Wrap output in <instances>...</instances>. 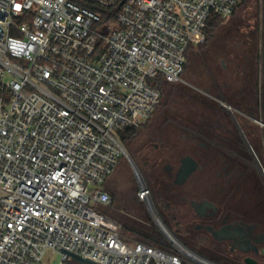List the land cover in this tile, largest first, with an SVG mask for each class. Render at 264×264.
<instances>
[{
    "label": "built area",
    "instance_id": "obj_1",
    "mask_svg": "<svg viewBox=\"0 0 264 264\" xmlns=\"http://www.w3.org/2000/svg\"><path fill=\"white\" fill-rule=\"evenodd\" d=\"M240 0H0V264H221L168 236L136 171L138 201L164 248L127 241L104 212L121 139L182 81L209 21ZM264 127V123L255 120Z\"/></svg>",
    "mask_w": 264,
    "mask_h": 264
},
{
    "label": "flooded vegetation",
    "instance_id": "obj_2",
    "mask_svg": "<svg viewBox=\"0 0 264 264\" xmlns=\"http://www.w3.org/2000/svg\"><path fill=\"white\" fill-rule=\"evenodd\" d=\"M204 91L209 98L188 95L199 111L157 119L142 139L144 183L158 217H185L179 224L191 244L215 248L231 264H264V165L252 142L255 119L238 121L223 108L214 76Z\"/></svg>",
    "mask_w": 264,
    "mask_h": 264
},
{
    "label": "rangeland",
    "instance_id": "obj_3",
    "mask_svg": "<svg viewBox=\"0 0 264 264\" xmlns=\"http://www.w3.org/2000/svg\"><path fill=\"white\" fill-rule=\"evenodd\" d=\"M262 1L263 0H246L245 5L256 7ZM234 17L235 15L226 21H233ZM225 33L226 32L223 30V26L219 27L214 38L210 40L205 46L194 48L192 50H195L196 53H193L189 56L187 62L188 66L182 81L175 84L173 88H164L162 103L155 112L153 118L140 128V132L133 140L128 141V143H124V147L127 150L130 159L123 156L120 159L119 165L115 169L114 173L108 178L105 186L112 195L113 203L109 207L100 208V211L104 212L110 217L115 218L121 224H124L125 228L123 229V237L127 241L135 240L133 232L129 229V223H138L137 221H139L141 224L144 223V225L146 224L153 226L155 233L158 234L159 237H164V233L156 225L149 211L143 204L139 205L136 202L138 200L137 193L139 190V181L136 177L134 165L139 171L141 179L144 182L146 181L145 172L141 164V157L145 153L142 152L143 154H141L140 144L144 136L149 132L151 126L157 119L160 123L167 116H172V114H175V111L185 113L188 107L199 111L200 108L194 105L192 100L188 98L187 94H185L188 93L189 88L196 90L195 93L197 95L202 93L201 95L208 97L204 89L206 87L209 88L210 86V80L213 77L212 72L218 79L225 81L228 80V78L231 76V73L229 71L228 73L223 72L220 60L224 51L222 45L225 44L223 38L225 37ZM209 65L211 66L212 70L210 69ZM238 81H240V79H238ZM237 87H242L241 81L237 83ZM203 98L207 99L204 96ZM228 113L232 114V116L238 121H242V119L247 120L246 118L248 117L247 115L234 110L230 112L228 111ZM259 118L264 123V116H259ZM253 126L254 129H258V134L256 135L259 139L255 136V139H252V142H254L256 145L255 148L257 153L261 152L258 154V156L264 165V127L255 121ZM111 188L115 189L114 192L111 191ZM160 218L163 220L169 232L183 244L185 243L191 249L211 260H215L221 264H231V262L227 260L226 255L219 250L212 247L199 248L198 246L191 244L190 241L185 238L183 228L179 224L183 222V218L185 217H179L182 219V222L173 217ZM189 218L190 217H188V219ZM45 262L47 264H58L60 262V256H53L50 252H48Z\"/></svg>",
    "mask_w": 264,
    "mask_h": 264
},
{
    "label": "trees",
    "instance_id": "obj_4",
    "mask_svg": "<svg viewBox=\"0 0 264 264\" xmlns=\"http://www.w3.org/2000/svg\"><path fill=\"white\" fill-rule=\"evenodd\" d=\"M245 4H246V0H240V4L238 5L234 15ZM226 20L227 19L214 17L209 21V25H208V29H207V35H208L207 43L214 38L217 29L219 27H222L225 25V23L227 22ZM256 25L258 27L257 23H256ZM248 39L249 40L245 41V43L242 46H239V49L235 48V46H234L230 50V52L228 53V55H229V56L227 55L228 57L226 55H224V56H226L225 57L226 60L224 59V61L228 67L227 69L224 68V66L222 65V60H221V66H222L223 72L228 73V71H229L231 73V76L228 78V80H226V81L223 80L222 84H219L222 91H223V94L221 95L220 100H222L223 102H226L227 104H231L233 106V108L235 109V111L241 112V113H243L249 117L254 118L255 120H260V118H259V116H260L259 115V112H260L259 106L260 105L258 104V101H257L258 95H259V77H258L259 60H258V55H257L258 42L259 41H258L256 31H254L252 34H249ZM242 42H244V41H242ZM189 54H188V59H189ZM246 57H248V59ZM231 65H232V67L233 66L234 67L233 68L230 67ZM235 65L239 66L241 70H239V68H235L236 67ZM187 66H188V63L186 64L185 71L187 69ZM234 68L238 70L239 74H234L232 72V69H234ZM210 69H211V66H210ZM212 74L215 78H217L213 72H212ZM238 79H240V81L242 82L243 87L248 89L250 92L254 93L253 96L257 101L255 103L254 109L249 108L248 106H246V108H245V106H243L242 104H240V103L238 104L237 102L232 101L234 99L233 94H235L234 92H235V89L237 87V83L240 82V81H238ZM236 81H238V82H236ZM225 83H226V85H225ZM175 84H177V83H175ZM175 84H169V83H166L162 80H159L157 82L156 87L160 90L161 95H162V99H163L164 88H166V87L173 88V86ZM185 94H187V96L189 94L192 95L193 90L191 88H189L188 93H185ZM201 96L202 97L204 96L205 98H207V96H205V95H201ZM246 105H252V104H246ZM261 115L264 116V110L262 111ZM139 130H140V128L139 129L128 128L124 132H122L121 133V139H122L123 144L128 143V141L133 140L138 135V133L140 132ZM137 222L138 223H132V224L129 223V226H130L129 229L133 232V234L135 236V238H134L135 241L147 242L149 244H152V245H155V246H158L161 248L165 247L163 244L162 237H159L158 234L155 233L153 226L146 225V224L144 225V223H142L143 224L142 225L141 223H139V221H137ZM122 225L124 226V224H122ZM213 261H215V260H213ZM215 262H217V261H215Z\"/></svg>",
    "mask_w": 264,
    "mask_h": 264
},
{
    "label": "crops",
    "instance_id": "obj_5",
    "mask_svg": "<svg viewBox=\"0 0 264 264\" xmlns=\"http://www.w3.org/2000/svg\"><path fill=\"white\" fill-rule=\"evenodd\" d=\"M256 23L258 24V27ZM223 30H225L226 33H225V37H223L225 44L222 45V48L224 50L223 55L220 58V60L222 61H224L225 57L228 55V53L234 46L235 48L239 49V46H242L245 43V41L249 40L248 39L249 34H252L254 31H256L259 41L258 51H257L258 60H259V65H258L259 95L257 101L258 104L260 105L259 115L263 116L261 114L262 111L264 110V0L260 2L256 7L251 5L242 6L236 12L233 21H227L225 23V25L223 26ZM193 53H196V51L195 50L191 51L189 56ZM230 67H232V65ZM216 79L218 80L219 84H222L223 80H220L218 78ZM234 93L235 94L232 93L234 95V99L232 101L237 102L238 104L239 103L242 104L243 106H245V108L246 106L252 109L255 108V103L257 101L253 96L254 95L253 92H250L248 89L242 86L240 88L236 87ZM223 103L227 105L231 109V111L232 110L235 111V109L231 104H227L226 102ZM246 104H252V105H246ZM113 219L116 220L115 218Z\"/></svg>",
    "mask_w": 264,
    "mask_h": 264
},
{
    "label": "water",
    "instance_id": "obj_6",
    "mask_svg": "<svg viewBox=\"0 0 264 264\" xmlns=\"http://www.w3.org/2000/svg\"><path fill=\"white\" fill-rule=\"evenodd\" d=\"M221 105L223 106V108L224 109H226L227 111H231V109L227 106V105H225L224 103H221ZM134 169H135V171H138L137 170V168L135 167V165H134ZM139 172V171H138ZM190 173H191V171L190 170H187V171H185V173L183 174V179L185 180V179H187L188 177H189V175H190ZM167 229V228H166ZM167 231H169L168 229H167ZM171 234V233H170ZM172 235V234H171ZM173 236V235H172ZM60 252H62L63 254H66L67 256H69L71 259H72V261L74 262V263H76V264H100V263H98V262H94L93 260H91V259H89V258H84V257H82V256H80V255H77V254H75V253H73V252H70L69 250H66V249H64V248H60Z\"/></svg>",
    "mask_w": 264,
    "mask_h": 264
},
{
    "label": "bare ground",
    "instance_id": "obj_7",
    "mask_svg": "<svg viewBox=\"0 0 264 264\" xmlns=\"http://www.w3.org/2000/svg\"><path fill=\"white\" fill-rule=\"evenodd\" d=\"M164 232L168 235V236H170L171 237V235H170V232L169 231H167V229H164Z\"/></svg>",
    "mask_w": 264,
    "mask_h": 264
}]
</instances>
